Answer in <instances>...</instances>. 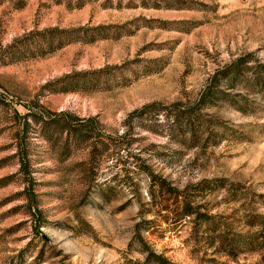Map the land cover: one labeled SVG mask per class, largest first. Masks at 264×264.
I'll list each match as a JSON object with an SVG mask.
<instances>
[{"label": "rangeland", "instance_id": "obj_1", "mask_svg": "<svg viewBox=\"0 0 264 264\" xmlns=\"http://www.w3.org/2000/svg\"><path fill=\"white\" fill-rule=\"evenodd\" d=\"M263 60L264 0H0V264H264Z\"/></svg>", "mask_w": 264, "mask_h": 264}, {"label": "trees", "instance_id": "obj_2", "mask_svg": "<svg viewBox=\"0 0 264 264\" xmlns=\"http://www.w3.org/2000/svg\"><path fill=\"white\" fill-rule=\"evenodd\" d=\"M85 27V26H83ZM90 29L87 28H71V29H58V28H50V29H44L42 31H31L26 34H24V37L21 38L19 44L11 46V56H15L17 54H27L30 56H43L46 53H51L54 50H57L69 43L75 42L78 40V35H87V31ZM96 33H99L102 31V28L98 27L92 30ZM254 68V75L252 84L255 88L264 89V60L261 63L255 64ZM235 71H230L227 75L234 76ZM234 78V77H233ZM202 100H205L203 98ZM191 112H193L191 109L178 111L176 114H173V119L171 120L173 123L176 124L177 118L179 114L182 117L190 118ZM194 117V116H193ZM189 124V123H188ZM190 126V124H189ZM262 222L263 218H262ZM141 244L143 246L144 243L140 240ZM249 241V251L255 252V251H262L263 258H264V244L262 247H253V242ZM231 254V251H230ZM228 256V255H227ZM149 259L153 264H172L165 261L163 258H161L158 255H151L148 254ZM148 259V261H149Z\"/></svg>", "mask_w": 264, "mask_h": 264}]
</instances>
